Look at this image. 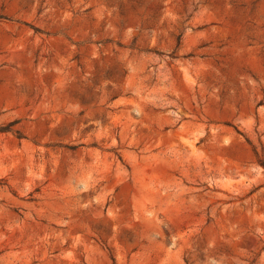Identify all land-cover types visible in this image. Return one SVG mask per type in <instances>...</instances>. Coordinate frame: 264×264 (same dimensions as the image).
Returning <instances> with one entry per match:
<instances>
[{"label": "rangeland", "instance_id": "obj_1", "mask_svg": "<svg viewBox=\"0 0 264 264\" xmlns=\"http://www.w3.org/2000/svg\"><path fill=\"white\" fill-rule=\"evenodd\" d=\"M0 264H264V0H0Z\"/></svg>", "mask_w": 264, "mask_h": 264}]
</instances>
